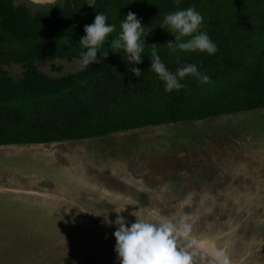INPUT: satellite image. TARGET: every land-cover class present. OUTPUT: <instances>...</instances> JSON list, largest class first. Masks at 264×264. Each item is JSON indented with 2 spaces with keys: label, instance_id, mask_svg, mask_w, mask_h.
Here are the masks:
<instances>
[{
  "label": "trees",
  "instance_id": "1",
  "mask_svg": "<svg viewBox=\"0 0 264 264\" xmlns=\"http://www.w3.org/2000/svg\"><path fill=\"white\" fill-rule=\"evenodd\" d=\"M14 1L0 0V147L83 143L122 131L181 123H189L188 127L193 128L195 122L264 109V0H180L179 4L174 0H95V9L86 4L87 0H55L58 3L51 4L52 8L47 3L22 0L15 5ZM188 7H194L203 16L201 30L217 45L215 54L170 53L166 43L174 41V37L160 27L162 19L169 12ZM129 11L141 20L147 34L143 62L136 65L141 70L140 77L130 71L132 65L127 64L123 51H109L105 58L107 42L100 48L98 63L86 69L63 70L65 62L80 61L82 49L78 42L85 34L84 26L93 23L96 12H103L108 18L106 22L116 26L111 39L120 31V20ZM153 43L158 44V54L170 72L185 64H196L198 71L210 77V82L201 84L197 78L186 76L181 81L185 87L165 92L163 82L150 69L148 55ZM41 59L50 62L53 72L37 65ZM9 62L21 65L20 77L9 74L5 66ZM139 133L132 134V143ZM191 139L181 140L185 144ZM203 139L207 138L197 137L193 144L204 149ZM191 158L197 177L210 191H215L220 186L215 177L217 168H210V162H200L207 158L204 155ZM131 167L145 171V165L134 159L124 168L129 171ZM113 174L106 169L101 182L99 175L95 177L99 182L95 196L102 187L120 182ZM149 176L147 172L141 175L144 179ZM180 180L184 185L190 177L184 174ZM136 183L132 190L136 191L133 200L140 204H136L138 209L148 204L150 207L152 203L146 195L151 191L138 190ZM123 185L121 189L125 188ZM82 188L78 192L83 194L86 189ZM180 202L177 201L178 207L183 206ZM60 203L67 210L81 212L78 205L76 209L67 202ZM232 205V216L238 218L242 209ZM258 215L255 219L249 215L240 226L253 230L249 225L253 224L255 228H264ZM248 235L244 238H250Z\"/></svg>",
  "mask_w": 264,
  "mask_h": 264
},
{
  "label": "rangeland",
  "instance_id": "2",
  "mask_svg": "<svg viewBox=\"0 0 264 264\" xmlns=\"http://www.w3.org/2000/svg\"><path fill=\"white\" fill-rule=\"evenodd\" d=\"M19 2L22 0H15L14 4ZM56 3L58 1L48 2L47 5L52 8L54 6L51 4ZM37 65L48 73L53 72L50 62L45 59L38 60ZM5 66L13 77L21 76L20 64L9 62ZM79 68V61L74 59L65 62L63 70ZM192 124L193 128L188 127L189 123H181L127 130L83 143L14 148L1 146L0 264H119L114 252L115 226L105 223L104 216L115 221L121 213L131 223L136 216L156 221L169 212L174 215L173 219H179L177 213L183 211L187 213L184 217L191 226L190 233L204 238L198 242L205 252L213 249L227 254L230 249L228 239L237 231L240 235L237 234L232 241L235 248H240L243 236L249 233L258 244L256 249H252L253 255L254 252L262 255L264 228L258 229L249 224L252 230L246 225L240 226V222H246L249 215L255 219L259 214L258 221L264 223V109ZM138 131L140 133L132 143V134ZM189 137H192L191 142L182 143ZM197 137L207 138L201 141L202 144L206 143L204 149L193 144ZM195 155H204L207 158L200 162H210L213 165L210 168H217L215 177L220 186L215 191H210L206 183L200 181L201 177H197L198 173L194 172L196 168L191 164V157ZM130 159L145 165V171L137 167H131L129 171L125 169ZM106 169L114 171L113 176L120 182L114 187L100 189L99 202L93 199V204L102 203L103 206L102 214L97 216L88 208L85 198L91 195L96 197L94 192L97 193L99 182L95 177L99 175L101 182L102 177H106L103 175ZM144 172H147V176L152 174L158 178L149 176L144 179L141 177ZM184 174L190 180L182 185L180 178ZM137 181L151 191L146 198L152 205L131 212L133 204L140 205L133 200L136 191L132 188ZM122 182L125 183L124 189L120 187ZM83 186L86 191L82 194L78 190L83 191ZM29 189L40 190L45 195L22 192ZM57 190L63 192V197H46L47 193L56 195ZM156 198L159 201H154ZM161 199L168 200L166 206L163 201L160 202ZM55 200L59 201L56 203ZM179 200L183 205L181 207L177 206ZM60 202L74 205L73 208L78 205L79 211L83 212L77 214L75 209L67 210ZM231 202L238 210L242 209V215L238 218L232 216ZM215 229L225 234L217 238L208 233ZM245 230L248 232L245 233ZM189 243L191 247L187 250L192 255V264H210L211 258L207 254L193 253L195 248L189 239L181 240L179 246L184 247ZM243 249L244 246L235 250L242 256Z\"/></svg>",
  "mask_w": 264,
  "mask_h": 264
},
{
  "label": "clouds",
  "instance_id": "3",
  "mask_svg": "<svg viewBox=\"0 0 264 264\" xmlns=\"http://www.w3.org/2000/svg\"><path fill=\"white\" fill-rule=\"evenodd\" d=\"M49 2L54 3L55 0H49ZM174 2L179 4L180 0H174ZM86 4L95 9V0H87ZM107 19L103 12H96L93 23L84 26L85 34L78 42L82 49L80 67L86 69L90 64L98 63L100 48L107 42L109 47L108 51L103 53L105 58L109 55V51L118 54L123 51L127 64L132 65L130 71L136 77H140L141 70L136 65L143 62L142 54L146 45L144 37L147 35L144 31L145 27L142 26L136 14L129 11L120 20V31L110 39V34L116 31V26L107 23ZM203 19L201 13L194 7L178 8L163 17L160 27L174 37V41L166 43L171 54L206 52L208 55H213L218 51L217 45L207 32L201 30ZM157 45L152 44L151 53L148 55L151 59L150 69L163 82L165 92L185 87L181 81L186 76L197 78L201 84L210 82V77L198 71L196 64H185L177 68L175 72H170L158 54ZM30 194L38 196L35 193ZM56 196L60 197L57 193L55 198ZM104 222L115 226L114 252L119 264H192V255L187 250L191 247V243L184 247L179 246L181 240L188 239L191 230L187 217L161 218L156 221L136 217L134 222L129 223L123 216L118 215L115 221H110L107 216H104ZM211 257L210 264H231L229 256L223 251L213 252Z\"/></svg>",
  "mask_w": 264,
  "mask_h": 264
},
{
  "label": "flooded vegetation",
  "instance_id": "4",
  "mask_svg": "<svg viewBox=\"0 0 264 264\" xmlns=\"http://www.w3.org/2000/svg\"><path fill=\"white\" fill-rule=\"evenodd\" d=\"M155 178H158V177H155ZM85 179H86V177H85ZM141 184H143L142 182H139V181H137V184L135 185L136 187H137V189L138 190H144V189H146V188H144V186H142ZM116 185V183L112 186V187H114ZM123 185V184H122ZM122 185H120V187H122ZM124 187H125V185H123ZM116 187H118V185L116 186ZM106 188V187H105ZM105 188H101V189H103V190H105ZM147 190V189H146ZM57 193L60 195V194H63V192L61 191V190H57ZM91 195V194H90ZM99 196L100 195H98V196H96V197H93L92 195L91 196H88L87 198H85L86 199V203H88V205H89V207L88 208H91V210L92 211H94V214H97V216H98V214L100 215V214H102V210H103V206H102V203H100V204H93V199H97V202H99ZM52 199H54V198H52ZM167 202H168V200H165L164 201V203L165 204H167ZM85 203V202H84ZM102 206V207H101ZM171 206H173V205H171ZM138 207L139 206H137V205H132V207H130V209H131V212L132 211H134L136 208L138 209ZM100 209V210H99ZM102 209V210H101ZM139 210V209H138ZM161 210H162V208H161ZM125 213H126V211H125ZM136 213H140V211H136ZM179 213H181V214H187V213H183L182 211H180ZM142 214V213H141ZM169 214H171V212H169ZM169 214H165V216L164 217H162L161 216V218H170V219H173L174 218V215L172 214V215H169ZM117 216V212H115V217ZM120 216H125V214L124 213H121L120 214ZM136 217H138V216H136ZM147 217H151V216H149V215H147ZM101 219L103 218V217H100ZM99 218V219H100ZM160 218V219H161ZM100 219V220H101ZM136 219V218H135ZM227 227V226H226ZM216 230V229H215ZM220 229H218V230H216V231H214V232H212V231H208V233L210 234V235H212L213 237H217V238H221L222 237V234H225L226 232H227V228L226 229H224L225 230V233H221V232H218ZM235 233L230 237V239H228V247L230 248L229 250H228V256H229V258H230V262H231V264H264V253L262 254V255H259V254H256L255 252H254V255H253V253H252V249L254 248V249H256L257 247H258V244L255 242V238L254 237H251L250 236V238H244L243 240H242V238H239L240 240H242V245L240 246V248H235L234 247V245H233V240H234V238H235V236L237 235V234H239L237 231H234ZM219 233H221V236H219ZM199 234H195V233H189V237H188V239H189V241H191L192 243H193V245H194V248H195V250H194V254H196V255H199L200 254V252H203L204 254H207L210 258H212L211 257V253H213V252H217L216 250H213V249H210V251H207V250H209V248L206 250L207 252H205L204 251V249L202 250L201 248H200V244H199V242L198 241H200V240H203L204 238H201V237H199L198 236ZM201 235V234H200ZM240 235V234H239ZM202 236V235H201ZM242 236V235H241ZM244 237V236H243ZM220 240H222V239H220ZM251 240V241H250ZM236 242V241H235ZM242 246H244V249L242 250V252L244 253V254H242V256H241V253L240 254H237L236 253V250H239V249H241V247ZM204 248H206V246L204 247ZM236 249V250H235ZM243 256H244V258H243ZM246 261H244V260ZM259 259L261 260V261H259ZM248 261L250 262V263H248Z\"/></svg>",
  "mask_w": 264,
  "mask_h": 264
},
{
  "label": "water",
  "instance_id": "5",
  "mask_svg": "<svg viewBox=\"0 0 264 264\" xmlns=\"http://www.w3.org/2000/svg\"><path fill=\"white\" fill-rule=\"evenodd\" d=\"M28 1H30L32 3H42V4L49 2V0H28ZM24 191H26V192L28 191L30 193H35L38 195H45L42 191H38V190H24ZM46 196L55 197V195H52V194H46Z\"/></svg>",
  "mask_w": 264,
  "mask_h": 264
}]
</instances>
